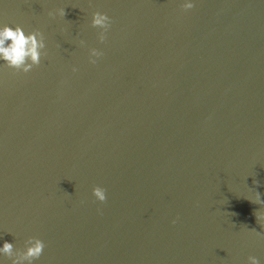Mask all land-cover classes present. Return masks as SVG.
<instances>
[{
	"label": "water",
	"instance_id": "obj_1",
	"mask_svg": "<svg viewBox=\"0 0 264 264\" xmlns=\"http://www.w3.org/2000/svg\"><path fill=\"white\" fill-rule=\"evenodd\" d=\"M185 2L0 0V26L40 29L47 51L28 73L0 60V247L39 237L33 264H264V0Z\"/></svg>",
	"mask_w": 264,
	"mask_h": 264
},
{
	"label": "clouds",
	"instance_id": "obj_2",
	"mask_svg": "<svg viewBox=\"0 0 264 264\" xmlns=\"http://www.w3.org/2000/svg\"><path fill=\"white\" fill-rule=\"evenodd\" d=\"M183 9L188 10L194 7L191 0L182 5ZM60 16H66L64 8L58 10ZM49 16L55 17L56 12L50 11ZM112 19L107 13L96 11L93 13L92 26L101 29L99 40L104 42L107 38V32L111 27ZM81 45L86 42L80 41ZM103 52L97 48H91L89 52V60L91 63H97V58L101 57ZM47 56L46 38L40 29H35L31 32H26L23 26L17 24L15 26L4 24L0 26V60L6 67L15 69L17 73H28L35 66H39L42 62V57ZM73 71H78L76 66H73ZM258 183V182H257ZM94 196L100 201L107 200V190L102 186L93 188ZM253 203L264 206V199L261 198L260 192L256 191L255 200H250ZM255 215L258 222L264 219V212L256 211ZM178 219V218H177ZM173 224L177 220L172 221ZM45 242L39 237H29L25 241L24 249H17L14 243L5 240L3 246L0 247V254L11 260V264H33L38 260L45 248ZM249 264H260V260L255 255H249Z\"/></svg>",
	"mask_w": 264,
	"mask_h": 264
}]
</instances>
